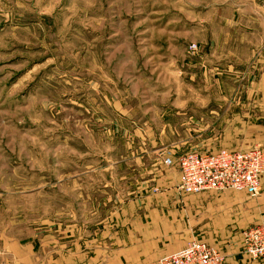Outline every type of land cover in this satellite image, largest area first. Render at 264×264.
Segmentation results:
<instances>
[{"label":"rangeland","instance_id":"1","mask_svg":"<svg viewBox=\"0 0 264 264\" xmlns=\"http://www.w3.org/2000/svg\"><path fill=\"white\" fill-rule=\"evenodd\" d=\"M263 26L264 0H0V257L94 237L145 167L171 178L168 153L215 148L202 109L235 86L224 53Z\"/></svg>","mask_w":264,"mask_h":264},{"label":"crops","instance_id":"2","mask_svg":"<svg viewBox=\"0 0 264 264\" xmlns=\"http://www.w3.org/2000/svg\"><path fill=\"white\" fill-rule=\"evenodd\" d=\"M260 28L264 26L248 29L252 40L243 45L248 53H224L234 60L222 61L218 71L224 79L233 72L235 86L219 100L210 99L202 109L206 137L217 145L190 152L254 146L264 150V29ZM177 157L173 153V158ZM151 165L142 168L148 175L137 183L138 190L122 206L115 225L107 223L89 239L37 233L41 237L26 243L12 241L0 264H156L192 240L216 248L224 257L223 264H264L263 259L244 252L242 241L246 229L264 224V173L257 197L231 190L186 195L176 189L178 172L174 167L176 173L167 178L158 172L157 163ZM167 179L170 181L165 182ZM154 186L167 188L153 193Z\"/></svg>","mask_w":264,"mask_h":264},{"label":"built area","instance_id":"3","mask_svg":"<svg viewBox=\"0 0 264 264\" xmlns=\"http://www.w3.org/2000/svg\"><path fill=\"white\" fill-rule=\"evenodd\" d=\"M166 167L178 172L176 189L180 194H199L205 191L245 192L257 197L261 191L260 178L264 173V150L258 146L229 151L218 148L207 152H188L173 158H163ZM243 250L253 259L264 260V224L246 229ZM223 255L205 241L192 240L179 252L160 258L156 264H223Z\"/></svg>","mask_w":264,"mask_h":264}]
</instances>
